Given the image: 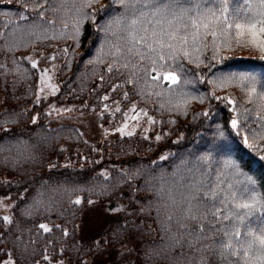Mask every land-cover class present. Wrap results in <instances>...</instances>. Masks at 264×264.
<instances>
[{
	"label": "trees",
	"instance_id": "16d2710c",
	"mask_svg": "<svg viewBox=\"0 0 264 264\" xmlns=\"http://www.w3.org/2000/svg\"><path fill=\"white\" fill-rule=\"evenodd\" d=\"M259 4L260 0H0V140L15 136L35 142L25 145L20 157L8 160L17 168L14 173L20 174L14 183L0 176V196L44 181H54V191L72 192L78 184L109 171L119 178L113 191L82 194L86 199L119 201L126 210L88 243L60 234L55 240L43 237L44 241L36 242V256L48 254L50 262L61 260V264H86L97 251L120 247L118 258L108 264H188L193 258L199 264L208 257L197 247L214 244L212 264H264L260 243L264 238V139L260 138L264 119L258 115L264 104V54L238 44L235 28L236 22L244 23L254 15ZM197 18H210L224 29L212 32L211 24L207 27L209 39L203 46L207 58L189 68L187 73L196 79L183 83L190 94L205 96L207 104L197 107L191 102L183 115L181 108L159 98V86L148 72L151 62L168 64L160 44L150 41L155 51L149 52L140 43L135 48L147 55L130 54L129 32L137 37L162 35L170 26ZM132 20L137 23L128 28ZM41 70L51 71L58 86L42 100L37 98ZM229 73L254 75L255 93L247 84L221 85L218 78ZM139 86L144 93L138 92ZM133 99L135 108L144 113L143 124L97 143L80 138L67 124L49 127L41 113L50 103H62L63 108L79 103L82 109L104 105L120 113L118 119ZM32 107L38 110L35 118ZM233 117L237 129L231 128ZM0 173L14 174L6 168H0ZM194 187L202 189L205 204H216L220 215L228 217L218 225L228 235L220 234L197 247L169 248L170 236L181 231L176 218L185 196ZM205 187L210 191L205 193ZM66 200L61 199L64 210ZM31 209L28 205L27 211ZM47 209L48 205L39 207V218L45 222L48 219L42 216ZM14 215L10 231L17 229L15 234L25 232L34 220L17 207ZM0 231L4 248L0 264H5L9 231L3 227ZM236 231L238 236L233 235ZM15 249L18 264L32 262L25 249Z\"/></svg>",
	"mask_w": 264,
	"mask_h": 264
},
{
	"label": "rangeland",
	"instance_id": "374dc122",
	"mask_svg": "<svg viewBox=\"0 0 264 264\" xmlns=\"http://www.w3.org/2000/svg\"><path fill=\"white\" fill-rule=\"evenodd\" d=\"M212 19H200L197 18L191 22H187L181 25L170 26L169 29L165 30L162 34V41L165 47L161 48V52L168 60V64H162L163 61L151 62L148 67L150 77H156L154 81L158 84L161 95H158L162 101L175 105L172 108L183 111V115H186V110L189 104L201 107L207 104L208 99L204 96H194L190 94L191 89L183 85L186 79H196L195 76L191 77L187 73L189 68L196 67L204 63L207 56L203 53V46L207 44L209 35L206 36L207 27L212 32L215 29L224 27L220 23L214 24L211 22ZM216 21V20H215ZM219 27V28H218ZM193 29H196L192 31ZM135 28L133 29V32ZM210 34V33H209ZM164 35V36H163ZM175 35V39L172 36ZM183 38H186V42ZM160 44L158 42H154ZM171 44L173 47H167ZM188 55L185 56L184 53ZM174 55V58H173ZM199 64V65H198ZM175 73L178 78L177 84H171L170 81L164 79L170 72ZM53 73L48 70H41L40 80L37 85V98L45 99L49 94L54 93L58 86L52 81ZM194 84V80H193ZM182 88V91L179 90ZM55 89V91H53ZM138 92H143V86H139ZM202 98V99H201ZM136 100L130 101L126 107V112L120 118H116L115 113L104 105H94L87 109H82L81 104L71 103L68 107L63 108L62 103H50L44 109H41V113L45 115V119L48 120L49 127H55L57 125H69L72 129H75L79 134V137L85 139L91 143H97L98 140L108 136H119L128 129H136L143 124L142 114L140 110L135 108ZM33 109V118L38 114V110ZM135 109V111H133ZM181 111V110H180ZM135 117V119H133ZM9 119V118H8ZM113 119H117V123L112 126ZM235 119L234 117L232 120ZM238 123V122H237ZM127 124L128 127L124 128ZM124 129L123 132L120 129ZM35 145V142H28L26 137L15 138V136L6 137L0 140V168H6L9 173H14L17 170L16 167L8 163L11 157L16 159L21 156L22 148L27 145ZM34 153V152H33ZM26 160H22L23 162ZM125 174H129L126 169H122ZM0 176L3 180H8L11 183L16 181V177L19 172H15L11 176ZM23 178H25L23 176ZM26 179V178H25ZM118 176L112 172L104 171L101 175L94 177L88 183H80L73 189L72 192L68 190L54 191L53 182L44 181L35 187L22 189L20 191H11L3 196H0V216L2 223L0 227L8 229V247L6 249V258L4 259L5 264L17 263V248L25 249L27 255L32 258L30 264H61V260L49 261L50 256L40 255L36 256L35 248L36 242L44 241L43 237L53 238L54 240L60 234L66 238L73 237L78 243H88L89 239L96 234L108 221L123 216L126 213L122 204L119 201H110L109 199L100 201V199H86L83 193H91L92 190L104 192V195L113 191V184L118 180ZM188 190V192H192ZM93 193V194H97ZM70 194H76L73 196ZM48 197V198H47ZM68 198L67 209H63L61 199ZM80 203L77 204L76 201ZM235 203H237L235 201ZM31 206L32 209L27 211V206ZM37 206L35 209L34 207ZM48 205L49 209L45 210L42 218L48 219L42 221L39 218V207ZM55 208V213L53 212ZM17 207L21 214H26L29 220H32L29 228L25 232L15 234L10 231V219L14 218V208ZM27 212V213H24ZM4 221V222H3ZM45 225L50 231L45 232L40 225ZM22 229V228H20ZM3 231H0L2 233ZM67 233V234H65ZM47 242V241H46ZM9 248V249H8ZM84 249L85 246L83 245ZM3 244L0 240V252L3 250ZM245 250L247 248H244ZM9 252H8V251ZM121 253L120 247H109L108 249H101L96 253L92 254L86 264H108L110 261H114L118 258ZM4 255V254H2ZM64 264V263H63Z\"/></svg>",
	"mask_w": 264,
	"mask_h": 264
},
{
	"label": "snow or ice",
	"instance_id": "6c2138e0",
	"mask_svg": "<svg viewBox=\"0 0 264 264\" xmlns=\"http://www.w3.org/2000/svg\"><path fill=\"white\" fill-rule=\"evenodd\" d=\"M92 0H90V3ZM243 11V10H241ZM239 14V13H238ZM23 19L24 17L21 16ZM116 23H119L117 21ZM137 23L136 20H132L131 24L128 26V28H132ZM228 27H232L231 24L228 25ZM235 28L237 30V43L242 45H250L251 47L258 49L262 54H264V0H260V4L258 6L257 11L254 15H252L250 18H247L244 23L236 22ZM128 29H125L127 31ZM147 32V29L144 30ZM129 43L132 45L131 47L127 48V51L130 54L140 55V56H146L147 53H140L138 49L135 48V45L143 43L145 47H147L149 52L155 51V49L152 48L151 42H158L160 43V47H165V44L162 41V35L153 33L152 36H139L137 37L134 33L129 32ZM247 37V39H245ZM172 39H175V35L172 36ZM186 42V38H183ZM167 47L172 48L173 46L171 44H168ZM185 56L188 55L187 52L184 53ZM174 58V55H173ZM215 58V53L214 57ZM264 58V57H262ZM161 60L164 59L163 56L160 57ZM33 68L36 67V64L32 65ZM127 67V65H125ZM153 79H156V77H153ZM164 79L171 82V84H177L178 78L175 75L174 71L170 72L167 76L164 77ZM221 85L224 84H230V83H238V84H247L250 85V93H255V84H256V77L252 74L247 73H236L232 74L229 73L226 77L218 78ZM55 91V89H53ZM105 100L108 99L107 96L104 97ZM202 99V98H201ZM264 99V97H262ZM229 104L232 103L231 100L228 101ZM260 114L259 118L264 119V104L260 106ZM119 111V109H117ZM135 111V109H133ZM135 119V117H133ZM128 125L125 124L124 128H127ZM240 127L237 123L236 119L231 120V128L237 129ZM121 132L124 131V129H120ZM128 135H132V133H128ZM261 139H264V136L260 137ZM159 139V137H157ZM244 143L248 144V137L243 138ZM249 147H253V145H249ZM258 151L260 149H257ZM228 167H232L231 164L228 165ZM203 191L206 193L210 191L208 188H204ZM202 189L199 187H194V190L190 192L187 196H185V205L182 208L181 215L176 218L177 225L179 229H181L180 233L172 234L170 236V243L168 245L169 248L180 246L183 247L185 244L189 248L197 247L201 242L210 240L213 237H217L220 234L228 235V232L224 230L222 227H218L222 223V221L227 220L228 217L221 216L220 215V208L216 204H205L204 195L201 194ZM77 204L80 203L79 200L76 201ZM245 207H247L245 205ZM173 219L172 216L168 217V220L171 221ZM40 227L45 231L48 232L50 229H48L45 225L41 224ZM165 231H170L169 229H165ZM67 234V233H65ZM233 235L238 236L239 232L236 231L233 233ZM194 241V243L192 242ZM261 245H264V238L260 239ZM223 246V245H222ZM231 245H228L230 247ZM197 251L201 253L202 256L207 255V259H201L199 261V264H212V259L215 256V245L209 244L207 247L200 248L197 247ZM9 264H12L11 261H9ZM188 264H197V260L195 258L188 261Z\"/></svg>",
	"mask_w": 264,
	"mask_h": 264
}]
</instances>
